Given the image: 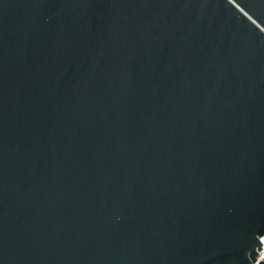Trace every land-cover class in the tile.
<instances>
[{
    "label": "water",
    "instance_id": "obj_1",
    "mask_svg": "<svg viewBox=\"0 0 264 264\" xmlns=\"http://www.w3.org/2000/svg\"><path fill=\"white\" fill-rule=\"evenodd\" d=\"M264 0H0V264H264Z\"/></svg>",
    "mask_w": 264,
    "mask_h": 264
},
{
    "label": "built area",
    "instance_id": "obj_2",
    "mask_svg": "<svg viewBox=\"0 0 264 264\" xmlns=\"http://www.w3.org/2000/svg\"><path fill=\"white\" fill-rule=\"evenodd\" d=\"M261 249L257 252V254L264 259V237L260 239Z\"/></svg>",
    "mask_w": 264,
    "mask_h": 264
}]
</instances>
